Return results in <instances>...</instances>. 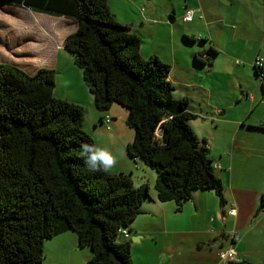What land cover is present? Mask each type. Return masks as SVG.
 <instances>
[{"label": "trees", "instance_id": "16d2710c", "mask_svg": "<svg viewBox=\"0 0 264 264\" xmlns=\"http://www.w3.org/2000/svg\"><path fill=\"white\" fill-rule=\"evenodd\" d=\"M0 5L76 23L63 46L94 108L104 113L115 104L125 110L124 123L133 131L126 154L155 173L158 202L172 201L179 209L200 190L212 191L224 207L208 145L189 124L195 116L186 111L185 99L172 97L169 65L140 56V38L115 20L107 0ZM54 87L52 69L29 74L0 63V264H42L44 242L65 232L90 250L85 264H132L119 230L141 213L150 199L148 185L135 186L129 174L89 170L81 146L94 141L82 128L84 109L54 97Z\"/></svg>", "mask_w": 264, "mask_h": 264}, {"label": "crops", "instance_id": "0c3cea01", "mask_svg": "<svg viewBox=\"0 0 264 264\" xmlns=\"http://www.w3.org/2000/svg\"><path fill=\"white\" fill-rule=\"evenodd\" d=\"M115 1L117 6L107 0L109 10L140 38V56H156L169 65L172 97L186 100V111L195 116L190 127L207 143L212 164L218 165L214 171L224 189V207H219L212 191H195L179 209L172 201L156 200L155 173L126 154L132 136L122 129L124 119L119 122L113 105L104 113L94 108L80 71L63 46L69 32L58 43L40 47V26L51 27L54 19L15 6L5 29L17 30L20 38L0 44L1 62L29 74L41 67L52 69L55 83L64 72L62 93L56 95L54 87V97L83 107L94 145L117 158L110 172L129 174L135 186L148 185L150 199L142 203L141 213L127 229L132 264H228L217 256L228 248L235 252L232 263H263L264 208L259 210V203L264 195V0ZM185 8L198 9L200 15L184 22ZM33 35L35 40L30 39ZM256 58L262 59L260 69L254 68ZM104 115L111 118L109 130L102 122ZM119 115L122 118V112ZM217 152L218 157H213ZM252 152L254 158L248 156ZM244 164H252L253 169L239 172L236 178V168ZM231 206L234 216L228 215ZM232 231L238 235L236 241L228 236ZM68 233L44 242L43 264L86 263L90 252L78 248L75 234Z\"/></svg>", "mask_w": 264, "mask_h": 264}, {"label": "rangeland", "instance_id": "374dc122", "mask_svg": "<svg viewBox=\"0 0 264 264\" xmlns=\"http://www.w3.org/2000/svg\"><path fill=\"white\" fill-rule=\"evenodd\" d=\"M108 2H109V4L112 3L114 6H117L119 4L115 0H108ZM14 7L15 6L12 7V6H7V5H0V44L1 45H3V43L5 44V42H10V40H14L16 38H20L19 32L17 30L13 29V32H14V34H13V32L8 33V31H7L8 29L7 28H6L7 30L5 29V26L7 25L6 20L7 21L11 20V14H12V11L14 10ZM42 16H44L45 18H52L55 21L53 22L51 27H47L45 25L44 26H42V25L40 26V47L41 46L46 47L47 46L46 44L52 43V41H57V43H58V41H60L66 33L71 32V31H73L75 29L76 23L74 21H72V20L65 19V18H62V17L56 18V17H52V16H49V15L40 14V18H44ZM35 36L36 35H33V37L30 38V39L31 40H35ZM31 42L28 43L29 46H32ZM24 44L25 43H23L21 45L24 46ZM46 52H47V50H44L42 53L45 55ZM42 57H44V56H42ZM42 57H40V58H42ZM23 58L26 59L27 57L25 56ZM1 61L2 60L0 59V63H2ZM76 70H79V69H76ZM80 74H81V72H80ZM70 77L72 79H74V76L72 74L70 75ZM65 78H66V75H65L64 72H62L61 75L56 76L55 91H54L56 95H61V93H62L61 89H63L62 85L65 83ZM113 108H115L114 110H116V112H117V119L119 120V122L120 121L123 122V119H125V118H123L125 110L122 107H120L118 105H115V104L113 105ZM121 112L123 114L122 118L119 115V114H121ZM125 115H126V113H125ZM84 118H85V116H84ZM82 128H83V130L86 133H88V134L92 133L91 125L89 123H87L86 121L83 122V127ZM122 129L125 132H127L128 134H130L131 136H133V131L131 129H129L128 127H126L125 123L122 124ZM254 154L255 153L252 152L248 156H252V158H254L255 157ZM212 156L217 158L218 157V152L216 154H213ZM253 161H254V159H253ZM138 164H140L143 167L142 163L138 162ZM145 168L146 169H144V170H148L149 172H151L150 169H148L147 167H145ZM236 169H237V171H236L235 175H236V178H238V177L241 176V175H238L239 172H244L247 169H249L251 171V169H253V165L252 164H244L243 166L242 165L238 166ZM233 180H236V179L233 178ZM238 181L241 182L242 184H248V186H246L248 188H252L253 187V186L250 185L251 182L245 183V182H243L242 179H238ZM239 185H241V184L239 183ZM149 192H150V189H149ZM68 234L74 235V233H72V232H69ZM119 240H120V238H118V241ZM64 243L67 244L66 242H64ZM82 250L85 253H87V254H88V252H90V250L88 248H83ZM55 253H56V251H52L51 254H55ZM44 259H45V256L43 257L42 264L44 262Z\"/></svg>", "mask_w": 264, "mask_h": 264}, {"label": "built area", "instance_id": "2783aa9c", "mask_svg": "<svg viewBox=\"0 0 264 264\" xmlns=\"http://www.w3.org/2000/svg\"><path fill=\"white\" fill-rule=\"evenodd\" d=\"M199 13H200V11L198 9L185 8L182 20L184 22H190L192 20L193 16L196 15V14L200 15ZM261 61H262L261 58H256L255 59V61H254V68L255 69H260L261 68ZM110 121H111V118L108 115H105L103 117V124H104V127H105L106 130L110 129V126H109ZM262 126H264V123L262 124ZM213 169L214 170L218 169V165L213 164ZM235 214H236V210H235V208L233 206H231V208L228 210V215L229 216H234ZM119 232H120V235L123 238L127 239L129 237V233L127 232V230L120 229ZM228 236L230 237V239L232 241H236L237 238H238L237 233H235L233 231L230 234H228ZM217 256H218V259L220 261H222V262H231V261L234 260L235 252H234L233 249L228 248L226 250H219Z\"/></svg>", "mask_w": 264, "mask_h": 264}, {"label": "clouds", "instance_id": "9594fccd", "mask_svg": "<svg viewBox=\"0 0 264 264\" xmlns=\"http://www.w3.org/2000/svg\"><path fill=\"white\" fill-rule=\"evenodd\" d=\"M81 148L86 154L85 163L90 171H108L117 162L116 156L106 148L89 144H83Z\"/></svg>", "mask_w": 264, "mask_h": 264}, {"label": "water", "instance_id": "95a60500", "mask_svg": "<svg viewBox=\"0 0 264 264\" xmlns=\"http://www.w3.org/2000/svg\"><path fill=\"white\" fill-rule=\"evenodd\" d=\"M260 203H263L264 204V196H262V198L260 199ZM259 203V204H260ZM264 206L263 207H259V210H263Z\"/></svg>", "mask_w": 264, "mask_h": 264}]
</instances>
